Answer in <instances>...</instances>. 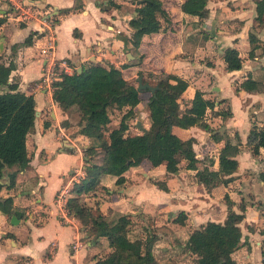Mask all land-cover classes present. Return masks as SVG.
I'll use <instances>...</instances> for the list:
<instances>
[{
	"label": "crops",
	"instance_id": "1",
	"mask_svg": "<svg viewBox=\"0 0 264 264\" xmlns=\"http://www.w3.org/2000/svg\"><path fill=\"white\" fill-rule=\"evenodd\" d=\"M161 1L165 14L158 19V30L142 34L137 47L131 48L126 41L134 33L127 21L140 0H33L52 18L53 55L76 71L88 61L109 63L129 71L134 79L139 69L141 82L149 85L158 79L184 81L182 103L187 104L194 90L213 101V107L203 113L209 130L172 127L180 139H191L193 167L180 158L176 171L169 173L163 161L151 165L143 160L123 170L119 182L117 175L100 174L91 186L87 181L88 189L78 195L81 210L75 226L57 221L53 197L79 166L84 176L75 186L82 184L87 164L83 149L96 140L77 132L75 107L56 103L50 89L36 85L42 64L39 48L46 31L35 19L16 21L0 1V62H12L8 78L17 81L18 90L32 95L35 109L33 126L24 138L26 165L17 171L14 165L5 166L0 176V200L10 199L4 210L0 208V264H93L113 247L130 256L141 255L148 237L153 238L154 264H195V256L184 248L185 240L199 226L221 233L224 193L234 211L238 212L240 203L244 207L238 226L245 244L236 249L235 258L263 264L259 245L264 239V186L257 173L264 169V148L251 155L249 147L257 143L258 128L264 125V23L255 21V0H206L207 13L200 20L181 10L183 0ZM249 32L257 39L252 56L247 55ZM28 34L30 43L18 45ZM225 47L236 49L241 59L238 69L224 68L221 51ZM140 64H144L141 69ZM247 76L258 80L250 91L239 88ZM150 94L138 92L127 132L141 131L136 119L145 130L148 127L145 104ZM225 143L238 149L235 170L222 176L228 178L225 184L216 179L201 181L196 172L205 166L215 170ZM84 212L106 220L127 216L125 236L109 246L105 236L94 235ZM74 240L79 242L76 250L71 248Z\"/></svg>",
	"mask_w": 264,
	"mask_h": 264
},
{
	"label": "trees",
	"instance_id": "2",
	"mask_svg": "<svg viewBox=\"0 0 264 264\" xmlns=\"http://www.w3.org/2000/svg\"><path fill=\"white\" fill-rule=\"evenodd\" d=\"M205 1L183 0L181 10L197 16L200 20L207 13ZM254 3L255 21L257 24L264 23V0H255ZM133 9L135 14L128 19L127 24L134 33L129 43L131 48H136L142 34L158 30V19L164 16L165 11L161 0H140ZM30 38L31 34H28L18 45L29 44ZM247 41L249 43L247 55L252 56L253 49L257 47V39L249 32ZM262 45L264 49V42ZM221 59L226 70L240 67L241 59L236 49L232 47L222 49ZM130 62L131 60L127 61ZM143 66L144 64H140L137 68L141 69ZM11 69H13L11 61L6 64L0 62V176L5 166L14 165L17 171L26 165L28 157L25 153L24 138L33 126L35 112L32 95L18 90L17 81L8 78ZM140 74L141 71L138 69L136 76ZM129 77V71L112 64L88 61L81 65L79 71L73 68L69 74L57 72L56 79L51 82L53 101L65 108L71 106L77 110V132L96 140L95 145L83 149L87 163L85 179L88 182L94 181L103 173L117 175L116 181L119 182L123 170L143 160L151 165L163 161L165 170L169 173L176 171L180 158L187 160V167H193L191 139H180L172 132V127L184 129L188 126H198L209 130L203 120V113L206 108L213 107V101L203 97L199 90H194L187 104L182 103L181 93L185 89V82L158 79L151 84L156 88L145 104L148 127L144 132H127L128 121L135 117L134 106L139 101V91L136 90V84H132L134 79ZM262 79L264 80V72ZM257 81L247 76L239 83V88L250 91ZM181 104L185 106L180 107ZM221 115L227 114L221 112ZM258 133L257 143L249 147L251 155H256L259 147L264 148V125L258 128ZM237 151L234 145L223 144L217 154V168L211 170L205 166L196 172L197 177L204 182L209 183L216 179L225 184L228 178L222 176L235 170L237 163L234 155ZM13 176V172L9 174L10 185ZM257 177L264 186V169L258 171ZM78 199L74 198L71 206L76 217L81 210L76 203ZM222 199L227 209L221 223V233H210L199 226L192 229L185 240L184 248L195 256V264H248L237 261L234 256L236 249L245 244L240 240L238 226L243 217V204H238L239 212H236L232 209L231 200L226 193L222 195ZM9 202V198L1 199L0 208L4 210L3 205ZM83 215L86 217L85 222H90L94 235L105 236L109 246L113 245L114 240L125 236L126 227L129 225V218L125 215H119L114 220H106L97 214L91 218L88 212H84ZM158 228L165 229L162 226ZM152 239V237L145 239L141 255L130 256L129 253H123L113 247L93 264H154L150 252ZM259 252L264 264V240L260 242Z\"/></svg>",
	"mask_w": 264,
	"mask_h": 264
},
{
	"label": "built area",
	"instance_id": "3",
	"mask_svg": "<svg viewBox=\"0 0 264 264\" xmlns=\"http://www.w3.org/2000/svg\"><path fill=\"white\" fill-rule=\"evenodd\" d=\"M6 6V11L16 21H29L35 19L47 33L44 44L39 48L41 57L40 76L36 85L38 88L44 87L51 89V82L56 79V73L62 72L69 74L72 71L67 61L63 58H56L53 55L54 35L51 32L53 21L48 12L43 11L33 4V0H0ZM80 151V150H79ZM82 151V150H81ZM80 151V152H81ZM82 153V152H81ZM84 176V168L79 166L75 168L72 174L68 176L64 183L53 197V205L55 209V217L61 224L76 225L77 219L71 209L72 200L79 198L78 194H73L75 184ZM79 246L78 240H74L71 244L72 250H76Z\"/></svg>",
	"mask_w": 264,
	"mask_h": 264
},
{
	"label": "water",
	"instance_id": "4",
	"mask_svg": "<svg viewBox=\"0 0 264 264\" xmlns=\"http://www.w3.org/2000/svg\"><path fill=\"white\" fill-rule=\"evenodd\" d=\"M137 2H139V0H137ZM0 41H1V37H0ZM1 43V42H0ZM1 46V45H0ZM129 56V54H127ZM79 70V68H77V71ZM135 82H136V90L137 91H140V90H144L146 89L147 91H149L152 95L154 94V90L156 88V86H151L149 85L148 83L146 82H141V76L140 75H137L135 78H134ZM135 126L140 129L141 131H145V128H143L141 125H140V120L139 119H136L135 120ZM13 217H11L10 220H12Z\"/></svg>",
	"mask_w": 264,
	"mask_h": 264
},
{
	"label": "rangeland",
	"instance_id": "5",
	"mask_svg": "<svg viewBox=\"0 0 264 264\" xmlns=\"http://www.w3.org/2000/svg\"><path fill=\"white\" fill-rule=\"evenodd\" d=\"M129 41H126V43H128ZM262 157V156H261ZM260 157V158H261ZM93 183L92 182H90L89 183V186H91ZM88 184H87V180L86 179H84L83 180V182H82V184H79V185H77V186H75L74 187V190H75V192L78 194V195H82L84 192H85V190H87L88 189ZM223 205H224V207H225V210L227 209L226 208V205H225V203H224V200H223ZM238 212H239V210H238ZM264 226V225H263ZM262 240H264V239H262ZM261 240V241H262Z\"/></svg>",
	"mask_w": 264,
	"mask_h": 264
}]
</instances>
